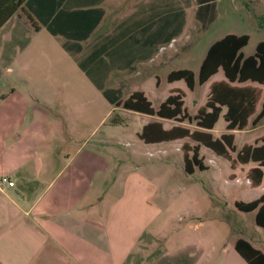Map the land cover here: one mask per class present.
<instances>
[{
  "label": "crops",
  "instance_id": "0c3cea01",
  "mask_svg": "<svg viewBox=\"0 0 264 264\" xmlns=\"http://www.w3.org/2000/svg\"><path fill=\"white\" fill-rule=\"evenodd\" d=\"M65 3L66 8L73 10L93 6L103 11L86 40H66L40 26L35 30L19 13L0 26V178L7 177L13 183L11 187L0 184V258L8 264H25L33 259L35 264L37 260L49 264V254L53 252L54 264L211 263L209 254L191 251L147 254L136 245L137 233L126 237L120 213L122 199L105 206L103 197H99L106 193L102 186L104 177L111 172L112 158L116 157L111 145L118 141H112L110 136L121 126V123L110 125L109 119L117 112L132 111L111 106L86 75V72L97 74L100 64L112 66L102 88L118 89L121 97L125 88L121 75L138 72L142 80H148L156 68L173 61L175 48L171 44L183 31L185 10L193 8L195 20L194 1L66 0ZM133 46L150 53L135 59L128 69H121L129 62L123 50ZM171 71L163 77L166 88L158 106L174 92L169 85L175 82L166 81ZM100 77L97 75L99 81ZM244 84L238 86L245 87ZM158 85L159 80L155 82ZM262 100L245 128L232 131V135L264 125L263 117L251 126ZM221 110L224 113V108ZM191 125L194 127L187 124ZM103 127L107 128L93 140ZM160 130L164 131L161 127ZM259 139L250 146L257 145ZM153 144L158 143L145 145ZM99 147L101 151L97 150ZM249 166L250 169L254 165ZM137 193L130 190L129 195L136 199ZM225 264L246 263L236 253Z\"/></svg>",
  "mask_w": 264,
  "mask_h": 264
},
{
  "label": "rangeland",
  "instance_id": "374dc122",
  "mask_svg": "<svg viewBox=\"0 0 264 264\" xmlns=\"http://www.w3.org/2000/svg\"><path fill=\"white\" fill-rule=\"evenodd\" d=\"M213 4L214 21L205 31H200L199 23L193 19L194 9L185 10L183 31L171 44L175 48L173 61L160 69L156 68V73L148 80H142L138 72L131 76L121 75L125 78L121 100L141 91L155 110L166 88L163 81L165 73L188 69L196 74L206 48L214 41L226 34L248 35L246 46L240 50L244 57L254 52L259 41H264V0H213ZM157 80L159 85L155 86ZM224 82L222 71L218 70L207 82L195 85L192 90H188L182 81L169 87L183 94L182 109L193 117L204 106L210 86ZM243 86L258 90L255 104V110H258L264 96V85L246 83ZM222 115L223 110L219 112L213 129L208 132L212 139H218L224 133ZM113 117L121 123L110 136L112 141H118V144L111 145L116 157L114 160L112 158L111 172L104 177L102 186L106 193L99 197H103L105 206L118 198L122 199V228L126 237L137 233L139 239L136 245L139 249L152 255L171 251L209 254V264L218 261L225 264L230 255L236 256L232 244L239 237L264 253V229L254 224V213H243L235 208L236 202H249L264 192V168L261 169L259 186L251 188L246 180L249 165L235 163L231 168L229 161L199 146L197 156L204 169L192 166V172L187 174L183 169L181 146L186 144L191 148L195 142L184 138L145 145L139 138L144 124H159L164 131L180 124L133 112H117ZM180 126L189 128L190 132L196 130L186 123ZM106 128L98 131L93 140L101 136ZM263 135L264 125L253 131L234 133L230 159L235 160L242 146L253 145ZM97 150L102 149L99 147ZM186 153L190 158L191 152L186 150ZM116 158L118 161H115ZM130 190H133V194L138 192L136 199L129 195ZM49 255L48 263H56L55 254L51 252ZM35 262L36 259H33L25 264ZM37 263L47 262L37 260ZM0 264L8 263L0 258Z\"/></svg>",
  "mask_w": 264,
  "mask_h": 264
},
{
  "label": "trees",
  "instance_id": "16d2710c",
  "mask_svg": "<svg viewBox=\"0 0 264 264\" xmlns=\"http://www.w3.org/2000/svg\"><path fill=\"white\" fill-rule=\"evenodd\" d=\"M66 0H0V26L13 14L19 13L31 25L33 29L38 26L53 35L62 36L66 40L81 42L88 38L90 33L99 23L103 11L93 6L87 8H66ZM196 5L195 20L199 23L200 31H205L214 21L213 0H193ZM188 5V4H184ZM93 7V8H91ZM175 7L177 4L175 3ZM248 35H224L213 42L207 49L204 58L198 68L196 76L188 69L171 71L166 76L168 83L182 81L188 90L195 85H202L219 69L225 79L224 83L212 84L209 88L206 102L193 117H189L182 109L183 94L178 91L171 93L156 110H153L150 102L140 92L131 93L125 100H121L120 90H107L102 88V81L112 66L106 63L98 66L97 74L86 72L87 77L101 92L107 102L117 108L135 113L154 116L159 119L172 120L176 123L193 124L197 130L190 132L181 126L172 127L168 131H161L159 124L151 123L142 128L139 138L145 143H159L188 138L195 145L188 148L186 144L181 146L183 151V169L187 174L193 170L192 166L203 170L204 167L198 159V147L202 146L216 156L222 157L234 164L241 166L254 165L247 171L246 180L251 188L259 186L262 178L260 168H264V136L259 139L257 145L242 146L236 153L235 160L229 157V151H233L232 131H241L245 128L249 117L254 115L258 90L252 87H239L244 83L254 85L264 84V41H259L254 52L244 57L241 49L246 46ZM150 52L140 51L127 47L123 50L124 58L128 64L121 69H128L135 59L144 58ZM105 62V61H104ZM97 75L101 76L100 81ZM224 108L222 115L225 122L226 133L218 139H212L208 132L213 129L218 114ZM264 117V99L261 102L259 112L251 120V126H255ZM120 121L111 117L110 125H117ZM201 130V131H200ZM186 150L191 152L190 158ZM235 208L243 213L253 212V222L257 227L264 229V192L250 202H236ZM233 249L246 264H264V254L254 249L245 240L238 238L234 241Z\"/></svg>",
  "mask_w": 264,
  "mask_h": 264
},
{
  "label": "built area",
  "instance_id": "2783aa9c",
  "mask_svg": "<svg viewBox=\"0 0 264 264\" xmlns=\"http://www.w3.org/2000/svg\"><path fill=\"white\" fill-rule=\"evenodd\" d=\"M0 184H4L8 187H11L13 185V183L7 177H1Z\"/></svg>",
  "mask_w": 264,
  "mask_h": 264
}]
</instances>
